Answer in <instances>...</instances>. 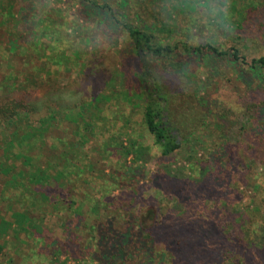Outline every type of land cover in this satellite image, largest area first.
Here are the masks:
<instances>
[{
    "label": "trees",
    "instance_id": "trees-1",
    "mask_svg": "<svg viewBox=\"0 0 264 264\" xmlns=\"http://www.w3.org/2000/svg\"><path fill=\"white\" fill-rule=\"evenodd\" d=\"M15 1L0 0V14L13 20L19 16L24 22L23 5L32 2L23 0L17 14ZM76 1L100 10L98 24L120 27L98 31H121L126 46L103 56L101 61L88 63L84 73L92 89L87 94L77 83L60 87L51 81L46 89L41 84L29 88L35 75L40 79L51 77L63 67L67 54L72 59L70 64L78 66L83 51L70 46L69 32H75L76 39L81 37L88 45L87 32L80 35L77 29H48L46 25L40 34L26 29L33 36L31 45L17 32L10 39L4 53L24 55L34 76H0V259L6 247L23 243V236L31 241V248L25 257L21 249L14 250L21 259L18 264H66L60 262L63 254L81 264L86 259L91 260L90 264L137 263V259L131 260L138 255H143L140 264H264V186L257 185L252 204L243 210L231 204L238 195L218 185L216 175L207 172L212 158H228L230 150L235 151L229 148L233 144L229 145L226 130L221 128L223 125L206 122L210 111H201L205 117L199 120L197 106L178 99L183 92L191 99L199 90L193 89L197 75L186 69L192 60L212 67L217 74H221L217 68L222 66L225 71L220 77L232 74L234 80L243 83L248 77L244 70L247 67L250 77L257 78L264 88V29H234L231 45L223 49L209 41L190 44L185 35L178 39L179 33L170 29L171 24L148 11L142 0H117L115 11L109 0ZM239 1L247 10L252 9L250 16L262 15L256 5L264 4V0ZM171 4L176 7V2ZM125 6L129 15L121 13ZM5 24L1 19L0 27ZM157 26L160 33L155 32ZM246 44L247 53L241 56ZM34 56L43 58L45 66L29 67ZM104 60L113 64L106 69ZM218 62L222 63L216 67ZM237 66L240 72H231L230 68ZM93 79L101 81L95 84ZM178 81L182 85L174 88ZM77 87L73 91L75 101L61 99ZM43 98L50 101L45 107L39 104ZM250 107L254 109L250 120L263 124L257 125L258 132L252 129L250 135L244 123L239 128L242 134L238 142L244 137L248 154L263 165L264 100L250 103ZM192 119L195 121L190 122ZM217 132V143L203 135ZM196 146L186 157L196 162L200 154L197 159L204 169L199 168L195 177L186 173L187 165L170 168L177 154ZM148 147L169 167L162 166L164 172L156 179L154 190L170 199V206L159 205L153 215L146 214L151 226L144 225L145 217L131 209L133 202L128 199L144 179V164L150 160ZM109 158L116 160L113 165L118 170L110 165ZM109 165L111 173L105 174ZM113 188L121 192L119 197L113 195ZM210 202L213 208L206 214L204 209ZM43 213L64 218L65 241L59 242L44 225ZM101 216L105 219L98 220ZM73 218L78 221L74 232L65 228ZM13 262L12 258L8 260V264Z\"/></svg>",
    "mask_w": 264,
    "mask_h": 264
},
{
    "label": "rangeland",
    "instance_id": "rangeland-1",
    "mask_svg": "<svg viewBox=\"0 0 264 264\" xmlns=\"http://www.w3.org/2000/svg\"><path fill=\"white\" fill-rule=\"evenodd\" d=\"M30 1L32 2V6L31 4L23 5L25 8L22 14L23 20H25L24 22L20 21L19 16H16V18L13 20L10 17H3L0 14V21L1 19H5L6 22L4 26L0 27V76H9V74L18 76L23 74V77L26 75L34 76L33 72L31 74L30 69L26 65L28 61H26L24 55L16 54V52L10 54L9 51L7 54L4 53L6 50H8L10 39L16 35V32L20 36L26 37L25 40L27 41V45H31L33 41L29 42V40H32L31 38H33V36L28 34L26 29H35L37 34L43 32L41 29L47 28L77 29V34L80 35H84L87 32L89 35L88 41L90 42V44L86 45L84 40L83 42L80 40L81 37L76 39L75 32H69L71 35L70 46L74 47L73 49L76 48L83 51V53L80 51V56L82 57L81 60L78 59L77 61L79 65L76 67L71 65L70 61L72 62V59L70 60V54H67L69 59L66 58V60L63 61V63H65L63 67L61 66L58 71L56 70L53 72L51 77L43 76L40 79L35 75V79L32 77V83L29 88H33L36 85L41 84L42 86H45L46 89L47 83H50L51 81L52 83L58 84L60 87L67 86V83H77L81 88L84 87V89H86V93L89 94L92 86L88 83L89 79L85 78L84 73L85 67H89L88 63L91 61H101L103 56H108L115 52L116 49L126 46L125 35H123L121 31L110 30L108 33H100L98 30L101 29L105 31L106 29H120V27H117L114 24L109 26L107 23L98 24V20L100 18H98L97 15L100 14V10L98 8L83 5V3H79L76 0ZM142 1L146 3L148 11L152 10L158 14L161 20L168 21L171 24L170 29L175 31L177 34L179 33L178 37L182 36V39H184L183 35H185V40L190 44L209 41L215 46L224 49L227 47V45H231L230 43H232L234 38L231 35L234 29H238L241 26L242 29H264V4L262 2L256 5V7H258L259 13H262V15L256 17L254 15L250 16V10L252 9L247 10L242 4L239 5V0H207L206 3H204L202 0L199 2L197 0H171L165 3H161L160 0ZM254 1L255 3L258 2V0ZM172 2H176L175 8H173L171 4ZM22 3H24L23 0L15 1V13L19 14V7ZM109 3L115 11L117 9V0H109ZM141 5L144 7L143 3H141ZM186 6L190 8H187ZM242 6L243 9L241 10ZM125 7L121 10V13L129 15L130 11L127 9V7ZM158 12H160V14ZM131 19L132 17H130V20ZM41 20H45V24L41 23ZM131 22L134 23L133 21ZM46 25L48 26L47 28ZM157 27L158 29L155 32L160 33V28L159 26ZM178 39H181V37ZM40 43L42 44L45 42L43 40ZM248 47L249 44L244 46L243 51L240 52L241 56L246 55L247 52L244 50H246ZM65 49L67 50L69 48L65 47ZM32 61L33 63L28 64L29 67L41 68L46 64L43 58L38 59L36 56L33 57ZM80 63H84L85 66L81 65ZM220 63L222 62H218L216 67ZM103 64H105V68L107 69L113 64V62L111 60H104ZM80 68L81 70L79 71ZM236 68L237 69L230 68L231 72H240V66H237ZM186 69H189L191 72H194L197 75V83L193 86V89L199 90H197V95L191 99L190 97L184 96L188 94L186 92H183L182 95L178 97V99L180 101H185L188 105L197 106L199 120L205 117L201 111H210L211 117H209L206 122L223 125L221 128L226 130L229 145L233 144L229 148H235V151L230 150V152L227 154L228 158L226 156H219L215 159L212 158V160L208 162L207 172L209 175H216L217 180L219 181L218 185L223 184L227 190L233 191L236 195H238L236 201H231V204L243 210L252 204L254 193L258 189L257 185L261 184L264 186V164L262 165L260 160L257 161L253 158V156L248 154L245 148L246 142L243 140L244 137L242 139L240 138L241 140L238 142L239 134H242V131H240L239 128L245 123L247 134L251 135L254 130L258 132L259 129L257 125H262L263 123L258 122V124H256L253 118L250 120L251 116L249 115L250 113L254 114V109L250 107L252 109L251 111L249 104L264 100V88L257 82V78L250 77L247 67H245L244 70L248 77L244 83L242 81L239 82L234 80L232 74H229L224 78L220 77L223 76L222 74L225 71V68L222 66L217 68L218 73L221 74H217L216 70H214L212 67L209 68L205 66L201 61L197 62L192 60L190 65L186 66ZM93 81L96 84L98 81H101V79H93ZM186 81L187 80H185V82ZM179 83L182 85V81H178V83L173 87L176 88L177 85L181 86ZM76 89H78V87L74 90L71 89L67 91V94L62 95L61 99L63 101L66 99L69 101V103L75 101L76 94L73 91H76ZM175 91L180 93V90ZM197 96L200 98L199 101L197 100ZM48 103H50V101L47 98H43L39 102L42 107H45V104ZM191 121L195 120L192 119L190 122ZM205 129L207 130V133L211 132L208 126ZM220 132H217L213 136H207V133H203V135L205 137H209L210 142L217 143L219 141V137L217 136H219ZM147 144H151V142L148 140ZM196 148L197 146L195 148H189L187 153L185 151L184 154H177L174 157L175 163L170 165V168L174 169L176 167H185L187 165L188 168L186 173H189L192 175V177H195V175L199 173V168L204 169V164H199L200 160L197 159L200 154L196 155V162H194L195 160L189 161L186 159V157L191 156L192 151H194V149L196 150ZM148 149L150 152V160L144 164V179L138 184V186L134 187V191L130 194L128 199L132 200L133 202L131 209H133L134 212L140 211L145 217L143 220L145 223L144 225L151 226L152 222L149 219L147 220L146 214L151 212L153 215V209H157V206L159 207V205L163 207L170 206V199L166 200V198L159 191L154 190L156 189V179H158L161 173L164 172L163 167H166L167 163L166 161L162 162V160L159 159V154L153 148L148 147ZM182 157L183 159H179ZM109 159L111 161L110 165H113L116 162L115 159ZM236 160L239 161H237V164L232 167L231 165H233ZM113 167L118 170L116 166L113 165ZM111 170V166L109 168H105L104 173H111ZM112 191H114L113 195H116L117 197L121 195V192L117 191V188H113ZM7 192L9 195L11 191H6V193ZM1 193L2 191H0V195ZM123 193L129 194L130 192L123 191ZM10 194H12V192ZM210 203L209 205H206L207 207L204 209L206 214L213 208V203ZM117 207H119V204H117ZM49 212L50 211H48V213ZM48 213H43L46 217L44 219V225L54 232L59 242L65 241L66 232L63 228V221H65L64 218L59 219L57 216ZM98 218V220L105 219L103 216ZM77 222V218H73V220H69L67 222L65 228L67 227V230L70 229L72 232H74V225H76ZM21 239L24 241L23 243L20 242L11 244L10 247L8 246L5 248V254L4 257L0 259V264H8V260L11 258L14 260L13 264H18L21 259L18 257L17 251H14L15 249H21V251H23L21 255L25 257L31 248V241L25 239L23 236H21ZM141 259H143V255H138L137 258L131 260H136L137 263L125 262L122 264H140L139 262L142 261ZM63 261H65L66 264L82 263L72 260L70 256H67V254H63L61 256L60 262ZM89 262H91V260L86 259L83 264H90ZM202 262L203 261L198 262V264H201ZM162 263L154 262V264ZM55 264L60 263L56 262ZM150 264H152V262ZM163 264H169V261H166V263ZM228 264H231V262H228Z\"/></svg>",
    "mask_w": 264,
    "mask_h": 264
}]
</instances>
